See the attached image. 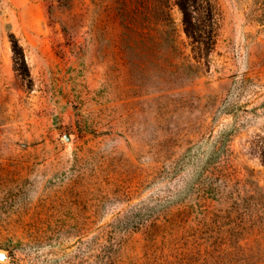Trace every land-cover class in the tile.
<instances>
[{"label":"rangeland","instance_id":"374dc122","mask_svg":"<svg viewBox=\"0 0 264 264\" xmlns=\"http://www.w3.org/2000/svg\"><path fill=\"white\" fill-rule=\"evenodd\" d=\"M219 1L186 74L177 3L151 61L137 0H0V264H264V0Z\"/></svg>","mask_w":264,"mask_h":264},{"label":"trees","instance_id":"16d2710c","mask_svg":"<svg viewBox=\"0 0 264 264\" xmlns=\"http://www.w3.org/2000/svg\"><path fill=\"white\" fill-rule=\"evenodd\" d=\"M60 1L64 4L69 0ZM173 3H177L183 13L184 30L188 39L182 43L184 46H192L193 55L182 50L184 70L189 74L208 64L220 35L222 8L219 0H137L136 14L140 17L141 26L136 28L135 43L139 55L150 56L152 61L162 55L164 46L169 48L170 54L177 48V36L166 28L173 22ZM12 46L16 68L24 77L30 78L25 49L19 38L12 39ZM158 69L163 70L157 64L156 71ZM167 71L177 72V69L168 67Z\"/></svg>","mask_w":264,"mask_h":264},{"label":"water","instance_id":"95a60500","mask_svg":"<svg viewBox=\"0 0 264 264\" xmlns=\"http://www.w3.org/2000/svg\"><path fill=\"white\" fill-rule=\"evenodd\" d=\"M1 256L3 257V256H5V254H4V253H2V254H1Z\"/></svg>","mask_w":264,"mask_h":264}]
</instances>
